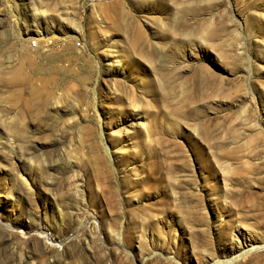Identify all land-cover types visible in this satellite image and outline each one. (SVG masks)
Listing matches in <instances>:
<instances>
[{
    "label": "rangeland",
    "instance_id": "rangeland-1",
    "mask_svg": "<svg viewBox=\"0 0 264 264\" xmlns=\"http://www.w3.org/2000/svg\"><path fill=\"white\" fill-rule=\"evenodd\" d=\"M263 245L264 0H0V264Z\"/></svg>",
    "mask_w": 264,
    "mask_h": 264
},
{
    "label": "bare ground",
    "instance_id": "bare-ground-1",
    "mask_svg": "<svg viewBox=\"0 0 264 264\" xmlns=\"http://www.w3.org/2000/svg\"><path fill=\"white\" fill-rule=\"evenodd\" d=\"M38 19V18H37ZM27 36V35H26ZM24 44V43H23ZM25 46H28V44H26ZM25 46H23V47H25ZM31 48V47H30ZM5 148V147H4ZM264 246V245H263ZM243 247L244 248H246V247H248L247 245H244V243H243ZM258 247H250V248H247V250L246 251H242L241 252V255L242 254H244V253H247V252H251V251H253L254 249H257ZM237 258V257H236ZM233 261H228V260H223V261H216V262H214L213 264H230V263H232Z\"/></svg>",
    "mask_w": 264,
    "mask_h": 264
}]
</instances>
